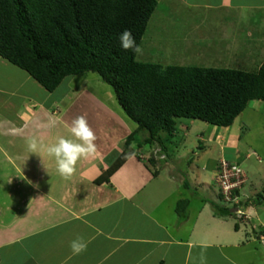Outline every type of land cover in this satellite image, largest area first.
I'll return each mask as SVG.
<instances>
[{
    "label": "crops",
    "instance_id": "1",
    "mask_svg": "<svg viewBox=\"0 0 264 264\" xmlns=\"http://www.w3.org/2000/svg\"><path fill=\"white\" fill-rule=\"evenodd\" d=\"M154 1L156 6L164 4L165 24L172 18L200 20L189 33H181L184 36L180 44L175 38L177 45L170 43L168 50L164 48L166 55L181 49L200 51L216 43V49L223 52L221 57L213 54L216 66L222 61L225 69L237 70L230 66L237 63L236 52L241 50L234 34L250 20L249 34L254 35V40L248 45V59L252 60V55H262L260 62L264 59V35L260 32H264V0ZM254 13L261 17L259 23H254ZM205 19L211 20L210 26L218 35L215 40L212 38L214 41L207 37L215 31L205 28ZM169 29V35L175 34ZM243 37L246 39L247 34ZM84 74L64 77L48 93L24 71L0 58V264H146L149 258L150 264H248L249 243L243 226L228 217L214 215L208 203L198 196L195 204L186 195L169 203V191H161L163 196L157 197L152 195L157 192L155 189H147L160 172L152 176V168L145 160L153 149H158L147 145L143 151L147 155H142L141 147L145 145L140 144L141 132L129 144L131 153L125 161L106 180L94 183L114 165L124 151L125 138L136 128L126 129L125 123L109 121L112 96L106 92L100 97L99 77L88 78ZM78 116H85L96 133L97 151L81 159L72 178L65 179L47 149L61 137L75 140L70 127ZM190 123L176 121L173 138L181 142L179 145L163 138L171 154L163 165L174 164L179 150L198 141V134L203 135L190 133ZM117 125L123 130H116ZM32 141L36 142L35 151L30 148ZM193 157L197 162L201 159L194 153L188 164L194 161ZM214 165L216 161L210 170H205L203 164L195 165L198 170L189 167L193 172L189 186L196 190L199 188L195 185L206 176L201 177V173L208 171L211 184L205 191H209L211 200L216 199L211 181ZM167 176L171 181L180 179L171 173ZM177 179V186L183 189L182 181ZM181 200L188 203L177 214L176 203ZM78 237L87 242V249L73 255L70 244Z\"/></svg>",
    "mask_w": 264,
    "mask_h": 264
},
{
    "label": "trees",
    "instance_id": "2",
    "mask_svg": "<svg viewBox=\"0 0 264 264\" xmlns=\"http://www.w3.org/2000/svg\"><path fill=\"white\" fill-rule=\"evenodd\" d=\"M155 7L154 0H0L1 59L48 93L66 76L96 74L135 125L136 131L124 140V151L94 183L106 180L125 161L137 132L142 134L140 144L154 145L157 155L163 156L158 161L150 154L145 160L155 176L154 166L170 159L163 138L173 139L177 120L228 128L249 102L264 103V59L255 71L246 72L139 63L136 53L123 50L120 34L129 30L140 45ZM181 187L197 193L186 181ZM213 188L215 200L209 194L199 198L214 215L232 216L230 208L217 202L221 195ZM254 193L241 202L243 209L260 202L261 193ZM187 203L177 202L176 213H182ZM259 231L264 233L263 228Z\"/></svg>",
    "mask_w": 264,
    "mask_h": 264
},
{
    "label": "rangeland",
    "instance_id": "3",
    "mask_svg": "<svg viewBox=\"0 0 264 264\" xmlns=\"http://www.w3.org/2000/svg\"><path fill=\"white\" fill-rule=\"evenodd\" d=\"M165 13L166 12L164 11V4L156 6L155 12L151 16V19L148 21V25L146 26L144 35L142 36V39L140 41L139 46L142 49V54H136L135 60L137 62L152 63L161 66L181 65L184 67L194 66L203 68L224 67L223 62L220 60L219 66H216L218 65V63L216 62L217 60L215 59V56H213V54H216L217 57H221V55H223L222 50L216 49V43H214V46H211V44L209 46L206 45V48L200 51L188 52L181 49L180 51L175 52V54L173 52H171L172 54L168 52L170 56L166 55L167 52L164 48H167L168 50L170 43H172L173 45H177V43L180 44L181 39L184 36V34L181 33L187 31L189 33L194 28L193 24L200 22V20L197 19L195 21L193 19H190L179 21L175 18H172V21L170 19L168 20L170 22L168 24H165L167 23L165 22ZM161 16H163V18H161ZM252 18L254 20V23H259L261 21V17L258 15V13H254ZM204 21L206 22L205 28H211L210 31H215L210 26V19H205ZM246 23L248 24L245 26L240 25L241 27L236 29V34H234V38L237 40V47L241 48V50L238 49L236 52L238 56L237 63H234V61L233 63H230V66L231 68H238L237 70L248 72L256 69V66L262 59V55L260 57L257 56L256 58L255 55H252V60L248 59V56H251V51L248 50V45L253 44L252 42L254 40V35L249 34V30L252 27H249L248 25L252 26L251 21L249 20ZM243 24L245 23L243 22ZM168 28H170L169 30L175 32V34H173L172 36L169 35ZM225 30L227 31V28ZM260 32L261 35H264V32ZM210 33L207 37L208 39L214 41L218 37V35L216 34V31L215 34ZM245 34H247L246 39L243 37L245 36ZM261 35L259 34V36ZM251 37L252 39H250ZM175 38L177 39V43L176 41H174ZM212 38H214V40ZM170 39L172 41H170ZM216 46H218V44ZM220 48H223V46L221 45ZM234 53L235 51H232V55ZM255 53L257 54V52ZM243 55H245V57H243ZM84 75H86V77L88 78H98L97 75L93 73H87ZM98 83L100 84V86L97 91L100 97H104V94L106 92L112 96L110 99L111 102L109 103L111 112V119L109 121L118 125H120L119 122L125 123L124 128L126 129L131 128V126L135 127V125H133L125 117V115L117 105L111 88L102 81H98ZM180 121L184 123L191 122L190 133L202 132L203 135H200L201 133L198 134L196 137V140L198 141L190 142L189 147L187 149L184 148L182 152H180L179 150V153L177 154L180 156L176 155L174 157V164L163 165V163L160 162V166L158 168L155 166L154 169L160 172V174L156 177V179H154V181L152 182V186L149 185L147 189L149 191L155 189L157 192L151 193L152 195H157V197H159L158 195H161V197L163 196L161 191H169L170 194L166 198L169 200V203L173 201L172 199L175 197L177 198L180 195H186L188 200H190L192 204H195L198 200L197 195L199 197L200 195L209 194L208 190L205 191V189L210 187L211 184V182L209 183L208 179V171L207 173H201V177L205 175L206 176L205 178L201 179L199 184L195 185L196 188H199L196 190V194H194L190 190L181 189L177 186V178L171 181L168 179L167 175L171 173L173 177L178 176V178H180L179 180L177 179L178 181L183 180L191 185L190 180L193 175V172H190L191 165L195 168V165L200 167L203 164L205 166V170H210L212 169V163H214L215 161L217 162L219 158H222V160L225 162L237 163L239 167L245 172L246 176V183L241 188L240 192L243 193L245 197L252 196L254 191L260 192L262 199L257 204L256 202H254L253 205L255 206L247 204L243 212H237L236 214L232 213V216H229L228 220H232L235 223L243 226V232L248 237L249 243L248 247H246V251L248 252V264H264V239L261 241V243L259 241V235L261 234L259 230H261L262 228L264 229V103L256 101L249 102L244 110L233 120L231 126L227 129L224 128L223 130L222 128L219 129L213 126H209L199 121ZM118 125L116 127V130H123ZM207 132L211 133V135L213 134L214 137L211 135L208 136ZM134 138L135 140L139 138L138 133L134 136ZM190 140L191 136L188 141ZM175 142H177V144L181 143L176 141L175 138L171 139L170 141V143L176 144ZM141 148L144 149L142 150V155H147L146 153H144L145 150L148 149L147 145L142 146ZM190 150L191 155L195 153L201 157L200 161L198 162L196 161L197 158L193 157L194 161L191 162V165L188 164L187 161L191 155L186 154ZM214 166L217 167V163ZM195 169L198 170L199 168ZM152 170L153 169H151L150 171ZM212 174L216 175V172L213 171L211 175ZM214 178L215 176H213V180ZM147 193L149 194V192ZM181 209L182 208L180 207V210ZM261 235L264 236V233H262ZM147 260H150V262H146V264H150L151 259L149 258Z\"/></svg>",
    "mask_w": 264,
    "mask_h": 264
},
{
    "label": "clouds",
    "instance_id": "4",
    "mask_svg": "<svg viewBox=\"0 0 264 264\" xmlns=\"http://www.w3.org/2000/svg\"><path fill=\"white\" fill-rule=\"evenodd\" d=\"M120 44L121 48L125 51L132 50L136 54H142L141 47L136 43L135 38L133 37L132 33L129 30H125L120 34ZM70 133L75 138L67 139L61 137L58 139L57 143L50 146L47 151L48 154L55 157L56 164H57V171L58 173L65 179H71L72 176L76 172V166L78 162L83 158H88L93 156L96 151V133L94 130L89 126L88 121L85 116H78L76 117L71 124ZM30 148L35 151L36 149V142L32 141L30 143ZM151 151L152 156L155 158L154 160L161 161L163 160V156L157 155L158 150L153 149ZM148 158V157H146ZM222 159L219 158L218 161ZM229 163V162H228ZM236 165L240 170H242L237 163H232ZM218 166L216 167L215 172L217 171ZM245 175V172L242 170ZM215 176V175H213ZM246 183V176L245 182L241 185L236 191V195L238 196V204L236 206L229 207L226 204H223L222 199H217V202L224 207L230 208V210L236 209L233 214L237 212H243V207L241 206V202L248 201V197H245L243 193L240 192L241 188ZM216 187V185H214ZM34 187H38V185H34ZM216 191L218 189L216 187ZM239 215V214H238ZM71 252L73 255H79L86 251L87 249V242L83 240V238H77L73 240L70 244Z\"/></svg>",
    "mask_w": 264,
    "mask_h": 264
},
{
    "label": "built area",
    "instance_id": "5",
    "mask_svg": "<svg viewBox=\"0 0 264 264\" xmlns=\"http://www.w3.org/2000/svg\"><path fill=\"white\" fill-rule=\"evenodd\" d=\"M218 168L214 178V184L216 185L223 204L229 207L236 206L238 204V196L235 191L244 184L245 175L236 165L228 163L220 159L218 161ZM264 239L263 235H259V241Z\"/></svg>",
    "mask_w": 264,
    "mask_h": 264
},
{
    "label": "water",
    "instance_id": "6",
    "mask_svg": "<svg viewBox=\"0 0 264 264\" xmlns=\"http://www.w3.org/2000/svg\"><path fill=\"white\" fill-rule=\"evenodd\" d=\"M235 211H236V209L230 210L231 213H233V212H235Z\"/></svg>",
    "mask_w": 264,
    "mask_h": 264
}]
</instances>
